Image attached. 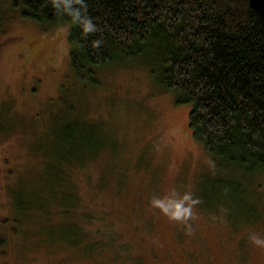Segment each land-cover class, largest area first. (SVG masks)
Here are the masks:
<instances>
[{"label": "rangeland", "instance_id": "rangeland-1", "mask_svg": "<svg viewBox=\"0 0 264 264\" xmlns=\"http://www.w3.org/2000/svg\"><path fill=\"white\" fill-rule=\"evenodd\" d=\"M20 5L0 0V264H264L250 240L264 237V175L242 180L206 154L154 60L77 82L69 26L23 20ZM185 192L186 224L152 202Z\"/></svg>", "mask_w": 264, "mask_h": 264}, {"label": "trees", "instance_id": "trees-1", "mask_svg": "<svg viewBox=\"0 0 264 264\" xmlns=\"http://www.w3.org/2000/svg\"><path fill=\"white\" fill-rule=\"evenodd\" d=\"M85 3L98 29L87 35L53 0H21L20 17L69 26L70 68L83 84L94 85L97 71L154 60L157 84L177 106H190L188 127L206 154L242 180L264 175V0ZM74 133L63 132L66 144ZM63 150H56L57 159L70 166L72 154ZM103 234L95 233L94 249L103 247ZM77 235L88 237L84 229Z\"/></svg>", "mask_w": 264, "mask_h": 264}, {"label": "clouds", "instance_id": "clouds-1", "mask_svg": "<svg viewBox=\"0 0 264 264\" xmlns=\"http://www.w3.org/2000/svg\"><path fill=\"white\" fill-rule=\"evenodd\" d=\"M62 4L64 7L63 13L71 18L72 24L80 27L84 35L98 30L93 20L87 15L85 0H53V7L57 10H61ZM152 202L169 219L185 224L193 215L192 206L197 203L190 192H185L180 199L171 200L167 204L157 199ZM250 240L255 245L264 247V237L252 234Z\"/></svg>", "mask_w": 264, "mask_h": 264}]
</instances>
